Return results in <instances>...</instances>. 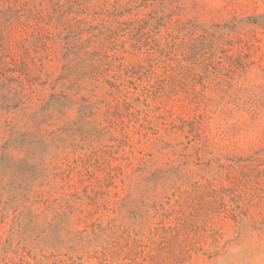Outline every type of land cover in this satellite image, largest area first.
Masks as SVG:
<instances>
[{
  "label": "rangeland",
  "instance_id": "rangeland-1",
  "mask_svg": "<svg viewBox=\"0 0 264 264\" xmlns=\"http://www.w3.org/2000/svg\"><path fill=\"white\" fill-rule=\"evenodd\" d=\"M0 264H264V0H0Z\"/></svg>",
  "mask_w": 264,
  "mask_h": 264
}]
</instances>
